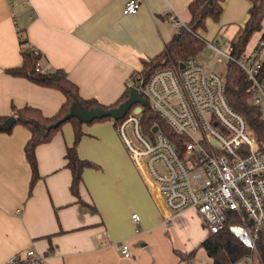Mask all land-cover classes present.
Returning <instances> with one entry per match:
<instances>
[{
	"label": "crops",
	"instance_id": "crops-1",
	"mask_svg": "<svg viewBox=\"0 0 264 264\" xmlns=\"http://www.w3.org/2000/svg\"><path fill=\"white\" fill-rule=\"evenodd\" d=\"M127 1L0 0V115L9 114L12 103L53 115L65 101L60 90L8 71L22 65L21 34L27 46L40 51L42 69H64L83 98L115 103L143 60L160 53L178 33L169 11L188 22L192 0H141L137 12L126 14ZM249 7V0H225L221 19L207 20L206 39L230 42ZM84 130L78 153L95 165L83 171V202L71 191L65 158L74 140L71 122L37 146L40 179L31 191L24 151L29 130L17 124L0 132V264L29 249L47 264H214L203 245L211 236L204 217L194 207H167L137 169L112 120L85 124ZM121 241L129 245V257L119 251ZM236 264L261 262L253 253Z\"/></svg>",
	"mask_w": 264,
	"mask_h": 264
},
{
	"label": "built area",
	"instance_id": "built-area-1",
	"mask_svg": "<svg viewBox=\"0 0 264 264\" xmlns=\"http://www.w3.org/2000/svg\"><path fill=\"white\" fill-rule=\"evenodd\" d=\"M141 4V0H128L123 12L135 13ZM167 17L178 29H189L176 11H169ZM213 47L215 59L220 58L224 52L216 45ZM263 48L261 37L252 53L238 58L224 54L236 61L253 81L254 96L261 91L263 97H253V102L264 112L260 79L264 73ZM21 49L25 50L26 45L21 43ZM128 87L137 88L177 139L173 140L157 124L151 134L143 130L144 104L137 103L142 107L140 112L134 109L121 119L112 117L141 175L158 189L169 209L194 207L206 220L211 234L228 228L254 250L264 227V147L245 116L230 105L224 75L192 56L183 66L161 68L150 78L141 72L132 74L127 79ZM230 211L240 215L239 222H228ZM133 218L139 224L137 213ZM118 248L124 256L131 255L126 242L118 243ZM3 264L47 262L43 255L29 249L25 255L15 254Z\"/></svg>",
	"mask_w": 264,
	"mask_h": 264
},
{
	"label": "trees",
	"instance_id": "trees-1",
	"mask_svg": "<svg viewBox=\"0 0 264 264\" xmlns=\"http://www.w3.org/2000/svg\"><path fill=\"white\" fill-rule=\"evenodd\" d=\"M225 0H192L188 5L190 19L187 22L189 29L182 27L178 33L165 44L164 48L157 55L143 60L141 73L146 78H150L157 70L171 66H179L188 58L194 56L203 41L201 31L207 28V20L219 21L224 11ZM248 18L240 28L239 32L230 41V54L238 58L245 53L252 36L263 30L261 37H264V0H249ZM20 42L28 43L26 37L21 34ZM37 49L27 46L22 49L23 62L19 67H13L8 71L15 76H23L40 86L51 87L60 90L65 95V101L60 109L53 115L45 114L40 108L32 105H16L12 103L10 113L0 115V124L4 123L9 117L14 116L16 123L27 128L30 137L27 140L24 151L26 159L31 168L30 191L40 179L38 160L36 155L37 146L49 142L55 134L59 132L63 125L71 122L74 129V140L66 147L65 158L67 166L72 173L71 191L76 195L79 201L80 185L83 181V171L86 167L95 164L87 159H83L78 153V144L86 134L84 125L93 123L98 120L112 119L111 116L95 118L92 121H80L78 116H66L71 112L75 102L81 104L85 110L96 107L110 110L118 107L130 96L128 87L121 97L111 105H104L96 99L83 98L79 92L78 86L69 79L64 69L44 70L41 68L40 51L36 54ZM226 95L230 105L242 113L256 138L264 147V112L260 105L253 102L254 91L253 81L247 76L245 71L237 64L236 61L230 60L227 64V70L224 75ZM264 77L261 74L260 79ZM138 104L131 107L133 111ZM143 130L149 134L152 133V127L157 124L163 128L169 137H174V132L167 123L156 115L149 107L148 103L143 105L141 113ZM14 127V126H13ZM13 127L0 132H11ZM228 222H239L240 215L230 211ZM233 213V214H232ZM204 247L214 260V264H236L246 256L256 253L261 264H264V227L260 229L256 239V248L253 250L246 246L232 231L228 228L222 229L217 233L211 234L203 242Z\"/></svg>",
	"mask_w": 264,
	"mask_h": 264
},
{
	"label": "water",
	"instance_id": "water-1",
	"mask_svg": "<svg viewBox=\"0 0 264 264\" xmlns=\"http://www.w3.org/2000/svg\"><path fill=\"white\" fill-rule=\"evenodd\" d=\"M183 66V63L181 64ZM137 103L145 104L146 100L141 95V93L137 90V88L130 89L129 98L122 102L118 107L112 108L110 110H105L100 107H96L90 110H85L80 103L75 102L72 106L71 112L66 116L69 118L72 115L78 116L80 121H92L95 118H102L106 116H111L115 119L123 118L127 112L131 109V107ZM142 107L138 105L135 108V112H140ZM16 123V118L14 116L9 117L4 123L0 124V130H8L11 129ZM157 128L155 127L154 130Z\"/></svg>",
	"mask_w": 264,
	"mask_h": 264
},
{
	"label": "rangeland",
	"instance_id": "rangeland-1",
	"mask_svg": "<svg viewBox=\"0 0 264 264\" xmlns=\"http://www.w3.org/2000/svg\"><path fill=\"white\" fill-rule=\"evenodd\" d=\"M208 30H209V26H208ZM207 32H208L207 29L204 30L203 32L201 31V35H203L202 37L204 38L203 39V43H202L203 45L201 46V50L196 52V55H197L196 57L205 66L212 65V69L215 72H217V73H219L221 75H225L226 70H227V64H228L229 58L224 53H230V42H229L228 39H220V36H217V39L215 41H213V43H212L211 41H208L206 39ZM262 34H263V30H262V32L261 31L260 32L259 31L256 32L252 36V38H251V40H250V42H249V44L247 46L248 50L249 49H253L254 44L256 45V43L260 40ZM218 40H220V43H219L220 49L224 53L220 54V58H218V59L216 58L215 59V57H216V49L213 47V45L217 44ZM25 45L27 47V43ZM261 56L262 57L264 56V48H263ZM261 85H262V88L264 90V77L261 79ZM260 95L263 97V94L261 93V91H257V93L255 94L254 98H256V97H258ZM261 105L264 107V102L263 101H262Z\"/></svg>",
	"mask_w": 264,
	"mask_h": 264
}]
</instances>
